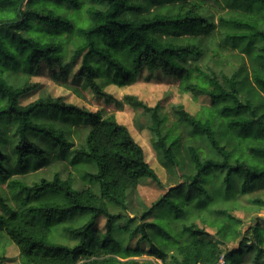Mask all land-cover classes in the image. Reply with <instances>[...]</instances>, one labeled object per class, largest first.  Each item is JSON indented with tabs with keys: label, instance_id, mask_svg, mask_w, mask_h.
I'll list each match as a JSON object with an SVG mask.
<instances>
[{
	"label": "trees",
	"instance_id": "1",
	"mask_svg": "<svg viewBox=\"0 0 264 264\" xmlns=\"http://www.w3.org/2000/svg\"><path fill=\"white\" fill-rule=\"evenodd\" d=\"M44 64L62 85L81 77L101 97L112 98L106 86L131 85L144 70L208 97L196 113L174 107L192 128L184 140L166 126L161 105L125 96L150 116L157 157L176 179L131 235L140 232L163 264H244L247 250L264 253V220L244 227L223 206L264 185V0H0V244H16V264H138L142 249L122 247L115 233L120 221L128 229L137 220L128 191L160 178L114 113L49 94L23 104ZM9 71L29 81L14 84ZM202 138L218 158L202 154ZM216 197L220 206L211 208ZM252 203L263 207L264 197ZM193 209L208 210L209 224L176 229L171 219ZM86 213L82 224L64 226L68 239L55 233ZM6 247L0 264L9 260Z\"/></svg>",
	"mask_w": 264,
	"mask_h": 264
},
{
	"label": "rangeland",
	"instance_id": "2",
	"mask_svg": "<svg viewBox=\"0 0 264 264\" xmlns=\"http://www.w3.org/2000/svg\"><path fill=\"white\" fill-rule=\"evenodd\" d=\"M53 74L54 70L44 64L40 68L39 73L31 78V82L38 83L39 87L24 95L21 98V102L23 104H28L38 99L40 96L48 94L54 97L62 96L65 98V101L69 103L85 106L92 110L102 108L105 109L107 113H114L118 121L129 128L134 138L144 148L146 160L156 170L161 184L151 177H146L139 182L136 188H132L128 191V204L132 212L137 215V220H135V223L128 229L124 228L123 222L120 221L118 225L119 228H117L115 235L121 242L122 247L125 248L130 244L132 247L142 249L143 253L140 256L133 257L138 261V264H163L160 259L149 254L150 243L142 239L140 232L133 236L131 234L134 228L139 227L138 225L142 220L140 217L143 213L151 209L154 202L160 199L171 186L176 184V179H169V174L157 157L156 150L152 143L153 134L149 127L151 125L150 116H148L143 109H137L127 104L124 98L127 94H133L138 96L149 106L161 105L162 114L168 117L166 126L176 128L184 140L191 137L192 128L186 122L178 120L174 112V107L182 104L191 113H196L203 104L210 102L209 98L206 96L195 97L192 92L184 91L181 86V81L177 77L163 73L154 76L148 70L142 71L138 79L131 85L119 86L110 84L106 86L105 89L112 95V98L101 97L92 89L83 88L84 79L81 77L70 76L69 82L72 87H67L56 81ZM8 78L10 82L17 85L29 81L28 76L21 72L9 71ZM120 100L124 101L121 107H119L118 104ZM197 146L206 157L218 158V154L206 138L198 140ZM259 196L264 197V185L260 183L248 195L239 194L235 199V204L231 203L233 200H224L223 206H230V214L235 216V218L241 219V224L244 222V227H247L257 216L264 220V206L259 207L252 203L253 199ZM218 198L219 197L214 198L211 203L212 205H210L211 208L216 207V205H218V207L220 206L216 203L219 200ZM161 210H163V208H159L158 212ZM210 216L208 210L193 209L192 212L188 213L186 216L184 215V217L171 220L175 228L178 229L185 222H196L200 226H206L211 220ZM169 217L160 219L159 224L161 228L165 229V227L168 226ZM88 218L89 214L87 213L82 216H80V214L70 216L65 221L55 226V233L61 235L62 239H68L70 234L64 231V226L70 224L79 225ZM154 218V215H152L148 220L150 221ZM204 219L205 221H203ZM99 229H101L102 232L106 230L105 219L100 220ZM6 244V255L9 258L6 263L16 264L19 261V249L16 244L3 240L0 244V250L1 247H4ZM129 259L130 258H126L124 260ZM242 260L244 264H264V253H260L256 249L252 251L247 250Z\"/></svg>",
	"mask_w": 264,
	"mask_h": 264
},
{
	"label": "built area",
	"instance_id": "3",
	"mask_svg": "<svg viewBox=\"0 0 264 264\" xmlns=\"http://www.w3.org/2000/svg\"><path fill=\"white\" fill-rule=\"evenodd\" d=\"M221 262H224L223 259L221 260Z\"/></svg>",
	"mask_w": 264,
	"mask_h": 264
}]
</instances>
